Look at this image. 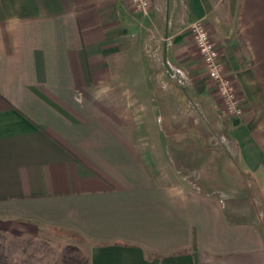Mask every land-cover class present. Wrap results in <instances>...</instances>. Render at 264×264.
<instances>
[{
    "label": "crops",
    "instance_id": "0c3cea01",
    "mask_svg": "<svg viewBox=\"0 0 264 264\" xmlns=\"http://www.w3.org/2000/svg\"><path fill=\"white\" fill-rule=\"evenodd\" d=\"M150 2L0 0V233H73L89 264H264V0ZM196 21L237 118L199 58ZM167 74L204 101L222 151L170 146Z\"/></svg>",
    "mask_w": 264,
    "mask_h": 264
},
{
    "label": "rangeland",
    "instance_id": "374dc122",
    "mask_svg": "<svg viewBox=\"0 0 264 264\" xmlns=\"http://www.w3.org/2000/svg\"><path fill=\"white\" fill-rule=\"evenodd\" d=\"M162 46V42L149 37L141 44L154 67H164L161 58ZM169 76L167 74V78L164 76L161 79L166 83V89L162 91L166 99L161 112L167 119L165 126L170 135V146L173 147L177 140L184 141L185 145L193 140L207 151L215 147L222 151L223 141L215 133L213 117L204 109V101L188 94L182 84ZM213 90L215 91L214 87ZM212 100L215 97L212 96ZM180 174L186 177L185 171ZM194 187L200 191L205 190L200 185ZM254 203L257 204L255 199ZM80 243L81 239L69 232L50 231L43 236L28 238L0 233V246L7 264H83L86 258L78 248Z\"/></svg>",
    "mask_w": 264,
    "mask_h": 264
},
{
    "label": "built area",
    "instance_id": "2783aa9c",
    "mask_svg": "<svg viewBox=\"0 0 264 264\" xmlns=\"http://www.w3.org/2000/svg\"><path fill=\"white\" fill-rule=\"evenodd\" d=\"M128 2L133 10L142 13H146L151 7L150 0H128ZM187 28L208 79L221 101L224 113L231 118L239 117L242 113L240 99L227 76L225 63L206 27L201 21H196Z\"/></svg>",
    "mask_w": 264,
    "mask_h": 264
},
{
    "label": "trees",
    "instance_id": "16d2710c",
    "mask_svg": "<svg viewBox=\"0 0 264 264\" xmlns=\"http://www.w3.org/2000/svg\"><path fill=\"white\" fill-rule=\"evenodd\" d=\"M0 264H7L6 256L4 255L0 246ZM83 264H89L87 259L83 260Z\"/></svg>",
    "mask_w": 264,
    "mask_h": 264
}]
</instances>
